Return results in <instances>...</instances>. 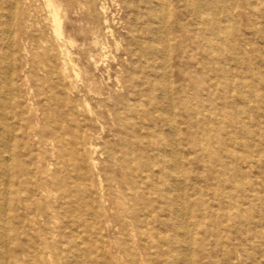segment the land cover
I'll return each instance as SVG.
<instances>
[{"label":"rangeland","instance_id":"1","mask_svg":"<svg viewBox=\"0 0 264 264\" xmlns=\"http://www.w3.org/2000/svg\"><path fill=\"white\" fill-rule=\"evenodd\" d=\"M165 1L168 6L166 31L169 48L167 59L169 85L174 107L173 118L178 133L176 137L178 153L184 173V177L177 174L176 179L179 183L186 180L188 186L185 194L187 198L190 197V205L186 206L189 214L187 217L189 234L193 237L190 264H264V167L260 168L258 161L260 157L254 154L258 149H264V143L261 141L263 130L259 126L249 130L246 127V105L235 108L231 104V77L228 71L222 84L224 99L221 103L224 120L231 129L234 116L240 114L244 128H248L255 135L256 144L251 142L252 136H250L247 137L250 143H245L244 148L249 150V146L254 147V153L248 156H251L250 159L256 167H242L238 171L236 168L239 169L240 166L236 162L234 168L230 163L224 165L218 162L219 166L213 168L210 159L208 162L213 169L209 173L206 165L196 155L193 145L189 151L183 97L186 72L184 37L185 26L188 23V9L192 8L191 2L194 0ZM57 2L61 8L64 36L72 38L76 43L68 47L71 59L68 57L66 61V83L70 87L75 86L76 91L81 92L80 95H84L87 90L90 92L87 98L90 110L85 111L84 108L81 119L88 134L93 136L91 142L97 148L96 155L92 154L93 157L95 156L92 158L96 165L92 167L88 164L90 190L87 191L84 182L75 173L68 178L66 173L62 172L61 178L64 181L62 184L48 185L49 183L45 182L48 176L42 167L29 158L20 159V164L29 169L32 176L29 178L28 175H15L14 187L10 191L12 203L8 207L12 217L11 227L24 248L33 249L39 245L40 251L48 257L49 263L50 257L45 240L54 246L56 252L58 251L59 264L61 262L67 264L71 260L72 252L69 245L73 240L83 243L84 252L88 255V264H165L156 243L150 247L137 244L139 229L148 228L153 234L165 233L167 236L172 233L171 204L164 196L165 186L161 180L164 164L160 157L161 141L157 132L164 126L161 105L157 100L159 91L156 86L160 59L154 51L151 33L154 26L147 7L148 1L136 0V6H133L130 0H57ZM85 2L88 3V25L82 21L81 6ZM228 2H235L236 7L233 12L231 10L226 12L227 18H234V14L238 16L243 32L248 34L244 17V0H228ZM19 8L20 18L25 13L33 16L32 25L29 23V27L32 26L29 34L35 37H30L25 51H22V46L17 44L14 46L13 55L18 64L15 92L18 96H24L26 93V88L21 86L20 82L22 78L20 73L24 70L32 91L31 103L34 108L33 114L26 116V124L31 127L38 121L41 132L45 127V117L49 113L48 104L42 97L44 93L53 92L52 86L45 81L40 72L37 62L39 46L35 38L40 36L41 26L45 25L44 0H30L26 10L24 0H20ZM100 9H104L107 13L114 32V41L111 44V53L106 59L109 61L104 60L99 63V68H95L90 57L93 47L90 31L95 26L90 14L95 12L101 19ZM190 13H193L192 9ZM132 21L135 22V28ZM84 29L88 31L84 32ZM135 29L138 42L134 37ZM227 32L230 33L231 29ZM17 33V35L21 34ZM158 35L162 41L160 47H164V35L161 31H158ZM257 42L258 64L253 65L257 83L254 85L255 93L247 103V107L255 116L262 118L263 74L260 51L264 48V42H261L260 38ZM132 49L137 51L134 57L130 55ZM63 50V44L55 45L54 54L60 61H63L61 56ZM225 54L227 58L224 66L230 70L227 44H225ZM118 61L121 62L120 65ZM107 71L109 73H106ZM115 72H119L121 76L119 86L113 81H108V76H112L113 79ZM240 76L241 78L246 76L243 70ZM128 78L133 82L129 92L122 85V82ZM241 91L243 92L244 89ZM244 94H247V90ZM77 98L78 103L85 107V98L83 96ZM208 100L209 108H216L217 112L220 107L218 101H215V95H210ZM28 107L30 108V105ZM53 107L54 112L58 113L57 100L53 102ZM74 127L76 130L80 129L77 124H74ZM31 139L32 136L28 133L25 152L35 156L41 155L50 164H55L61 149L50 148L42 152L36 148ZM226 139L230 140V143L231 140L234 141L231 133ZM145 142H150L151 148L146 147ZM223 148L225 153L233 150L232 147ZM249 151L252 152L251 149ZM214 153H216L215 149L211 147L208 154L214 155ZM116 159L121 160V164L125 166L133 161L131 168L137 177V184L136 182L132 186L126 184L125 169ZM51 168L49 173L53 174L55 166ZM15 180L20 182L17 183ZM40 186L47 187L50 198L45 199L41 194H37ZM17 190L22 195L25 211L17 203ZM62 192L66 197L65 200L60 198ZM201 193L205 196V211L201 206ZM172 195L176 197L175 192H172ZM215 196L219 198L215 200ZM51 206L54 207L50 209ZM54 210L56 211L53 212ZM24 216L35 229L34 235H30L22 224L21 219ZM144 216L149 217V226ZM64 223L75 231L74 235L64 229ZM21 249L18 244L11 245L12 255L17 256V260L21 258L19 257Z\"/></svg>","mask_w":264,"mask_h":264},{"label":"bare ground","instance_id":"2","mask_svg":"<svg viewBox=\"0 0 264 264\" xmlns=\"http://www.w3.org/2000/svg\"><path fill=\"white\" fill-rule=\"evenodd\" d=\"M29 1L24 0L25 10L27 9ZM130 1L133 6H136V0ZM147 1L148 11L151 14V20L154 26V29L151 31L155 47L154 51L160 59L157 67L158 75L156 86L159 91L157 100L161 105L164 126L157 132L161 141L160 157L164 164V169L161 172V180L165 186L164 196L171 204L170 217L172 219V233L170 236H167L165 233L155 232L153 234L148 228L146 230L139 229L137 231V244L150 247L156 243L165 264H190L193 237L189 234V224L187 222L189 214L186 211V206L190 205V197L187 198L185 194L188 186L186 180L184 179L183 182L179 183V180L176 179L177 174H181L184 177V173L178 153L176 140L178 133L173 118L174 107L169 85L170 80L167 62L169 48L166 31L168 6L165 0ZM19 4L20 0H0V264H13L14 262L18 264H48V257L40 251L41 247L37 245L33 248L34 250L24 248L11 227L12 217L9 214L8 207L12 203L10 191L14 187L15 175H28L29 178L32 176L30 170L20 164V159L29 158L33 163L42 167L48 176L45 180V182L49 183L48 185L56 186L59 183L62 184L64 182L61 178L62 172H65L68 178L75 173L84 182L86 190L89 191L90 185L88 182L90 179L88 176V164L95 167L96 163L93 159L95 156L93 157L92 154L97 152V148L91 142L93 136L88 134V130L85 128L81 119L82 112L84 113V110H90L87 104V98L90 92L87 90L84 95H80L81 92L76 91L75 86L70 87L66 83V61L70 56L68 47L72 46L75 42H73L72 38L64 36L63 21L60 16L61 8L57 0H44V9L46 11L45 25L41 26L40 36L35 38L39 46L37 55L39 70L45 81L53 88L52 94L51 92H47L42 97L48 104L49 113L45 117V127L41 132L39 131L40 125L38 121L31 127L26 124V116H30L34 112L33 104L31 103L32 91L29 80L23 70L20 73L22 75L20 82L21 86L26 88V93L24 96H18L15 92L17 85L15 76L18 64L15 61L13 49L17 44L18 46H22V51H25L30 37L35 36L29 34L32 29V26L29 27V23L32 25L33 16L30 13H25L20 18L18 14V9H20ZM191 4L193 13H190L191 9H188V23L185 26L184 49L186 54V72L183 90L185 123L188 128L187 139L190 143L189 151L193 145L196 155L206 165L209 173L212 172L213 168L219 166L218 162H222L224 165L230 163L233 168L234 162H236L240 166L239 169L236 168L238 171L242 167L254 168L256 166L250 159L251 156H248V154L254 153V147L249 146V150L251 149L252 152L244 147L246 146L245 143H250L247 140V137L250 136H252L251 142L256 144L255 135L249 131L253 127L259 126L262 128L261 141L264 143V48L260 51V57H262L260 65L263 74V95L261 98L263 107L262 118L255 116L248 109L249 107H247V103L255 93L254 85L257 83L256 74L253 73V65L258 64L256 61L257 54L259 53L256 49L257 40L260 38L261 42H264V0H244L243 2L248 34L243 32L238 16L234 14V18L232 19H228L226 16L227 11H234L236 7L235 2L230 3L228 0H194ZM81 7L83 12L82 21L85 25H88V3L85 2ZM99 15H101V19H99L98 14L95 12H91L90 14V19L95 25L90 31L93 37V47L90 57L95 68H99V63L104 62L108 58V55L111 53L112 41H114V32L110 26L107 13L102 9ZM131 23L135 28V22L132 21ZM23 29L24 33L22 34ZM228 29H231L230 33L227 32ZM83 31L87 32L88 30L84 29ZM158 31H161L164 35V47H160L162 41L158 35ZM17 32L21 34L17 35ZM133 32L135 41L138 42L136 29ZM57 43H61L64 46V50L61 53L63 61H60L54 54ZM114 44L116 45V43ZM225 44L229 47L230 70L224 66L227 58ZM136 52L135 49H132L130 55L134 57L136 56ZM249 59L251 60L249 61ZM108 61L106 60V62ZM120 63L118 61V65ZM241 70L246 74L243 78L240 76ZM228 71L231 77V104L235 108H238L240 105H246L248 125L246 127L249 130L242 125L243 119L240 114L234 116L231 129L225 123L224 109L221 103L224 99L222 84ZM106 73H109V71ZM76 76L79 77L77 74ZM120 77L119 72H115L113 79L112 76H108V81H113L119 86L118 84L121 83ZM122 83L123 88H127L129 92L131 84L133 83L132 79L128 78V80ZM239 83L243 85L239 86ZM93 84L95 85V82ZM243 89L245 92L241 91ZM246 90L247 94H244ZM210 95H215V101H218L220 108L217 112L216 108H209L208 99ZM77 96H83L85 98V107L78 103ZM92 96L94 95L92 94ZM56 100L59 103L58 113L54 112L53 107V102ZM28 105H30V108ZM74 124L79 125L80 129L76 130ZM28 133L31 134V140L39 151L46 152L50 148L55 150L57 147L61 149L55 164H50L41 155L35 156L32 153L25 152L27 149L25 141ZM230 133L234 138V141L231 140V143L230 140L226 139ZM96 143L98 142L96 141ZM150 144V142H145L146 147L151 148ZM224 146L228 148L232 147L233 150L225 153ZM211 147L215 149L216 153L214 155L208 154ZM254 154L260 157L258 160L259 166L263 169L264 149L260 148ZM189 157L190 152L187 156L188 161L190 160ZM210 159L212 160L213 168L209 165L208 160ZM116 160L117 163L121 164V160ZM132 162L126 164L127 167L121 164V167L125 169V182L128 186H132L134 182L137 184V177L131 168ZM52 166H55V169L53 174H50L51 172L49 173V171L52 170ZM15 181L17 183L20 182L18 180ZM172 192L176 193V197H173ZM37 194H41L45 199L51 197L46 186H40ZM21 196V193L17 190V203L25 211V204ZM201 196L202 210L205 211V196L203 194ZM216 197H214L215 200L219 198ZM60 198L61 200L66 199L63 192L60 194ZM53 207L51 206L50 209ZM47 210L49 212V209ZM144 218L146 224L149 226V217L144 216ZM21 221L28 230V233L30 232V235H34L35 229L28 222L26 216ZM63 225L65 230H69L74 235L75 231L71 227L65 223ZM13 243L22 247L19 255L21 258L18 260V257L12 255L11 252V245ZM45 245L47 246L50 257L49 264H59L60 260L57 261L59 259L58 251L56 252L54 246L46 240ZM69 246L72 255L71 260L67 264H88V255L84 252L85 247L83 248L82 242L73 240Z\"/></svg>","mask_w":264,"mask_h":264}]
</instances>
